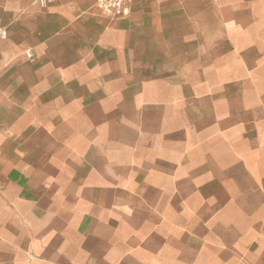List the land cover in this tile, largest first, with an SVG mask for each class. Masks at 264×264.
<instances>
[{"label":"rangeland","instance_id":"374dc122","mask_svg":"<svg viewBox=\"0 0 264 264\" xmlns=\"http://www.w3.org/2000/svg\"><path fill=\"white\" fill-rule=\"evenodd\" d=\"M102 51L87 61L108 89L21 107L50 123L4 144L2 237L19 264H264V43L163 106L160 60Z\"/></svg>","mask_w":264,"mask_h":264},{"label":"crops","instance_id":"0c3cea01","mask_svg":"<svg viewBox=\"0 0 264 264\" xmlns=\"http://www.w3.org/2000/svg\"><path fill=\"white\" fill-rule=\"evenodd\" d=\"M0 28L6 31L0 39L1 156L7 140L12 146L13 140L33 136L30 123H42L44 131L50 123L47 114L40 120L20 114L21 107L51 111L53 101L77 99L78 91L93 85L108 89L109 70L98 73L100 67L87 60L112 55L93 53L94 48L145 52L160 60L158 71L172 76L155 87L163 101L153 105H170L186 89L205 91L207 80L214 79L206 78L217 65L214 59L259 57L264 0H126L121 15L108 14L97 0H0ZM104 67L113 69V61ZM5 176L0 160V264H19V251L2 237Z\"/></svg>","mask_w":264,"mask_h":264},{"label":"built area","instance_id":"2783aa9c","mask_svg":"<svg viewBox=\"0 0 264 264\" xmlns=\"http://www.w3.org/2000/svg\"><path fill=\"white\" fill-rule=\"evenodd\" d=\"M97 3L109 14H122L125 10L126 0H97ZM6 37V31L0 28V39Z\"/></svg>","mask_w":264,"mask_h":264}]
</instances>
